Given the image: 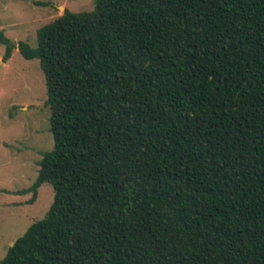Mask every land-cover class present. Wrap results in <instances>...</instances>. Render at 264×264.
<instances>
[{
	"label": "trees",
	"instance_id": "trees-1",
	"mask_svg": "<svg viewBox=\"0 0 264 264\" xmlns=\"http://www.w3.org/2000/svg\"><path fill=\"white\" fill-rule=\"evenodd\" d=\"M0 44L53 138L0 264H264V0H95Z\"/></svg>",
	"mask_w": 264,
	"mask_h": 264
},
{
	"label": "rangeland",
	"instance_id": "rangeland-1",
	"mask_svg": "<svg viewBox=\"0 0 264 264\" xmlns=\"http://www.w3.org/2000/svg\"><path fill=\"white\" fill-rule=\"evenodd\" d=\"M94 1L0 0V31L15 48L20 41L35 47L39 28L65 9L89 12ZM4 51L0 44V260L53 200L49 183L39 187L34 200L32 193H22L34 182L42 154L53 148L44 75L37 59L26 60L17 49L3 63Z\"/></svg>",
	"mask_w": 264,
	"mask_h": 264
},
{
	"label": "water",
	"instance_id": "water-1",
	"mask_svg": "<svg viewBox=\"0 0 264 264\" xmlns=\"http://www.w3.org/2000/svg\"><path fill=\"white\" fill-rule=\"evenodd\" d=\"M12 245H13V244H12ZM12 245H11V246H12Z\"/></svg>",
	"mask_w": 264,
	"mask_h": 264
}]
</instances>
